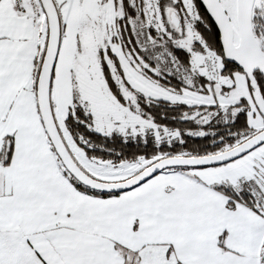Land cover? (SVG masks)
I'll use <instances>...</instances> for the list:
<instances>
[{
  "label": "snow or ice",
  "instance_id": "1",
  "mask_svg": "<svg viewBox=\"0 0 264 264\" xmlns=\"http://www.w3.org/2000/svg\"><path fill=\"white\" fill-rule=\"evenodd\" d=\"M0 264H264V0H0Z\"/></svg>",
  "mask_w": 264,
  "mask_h": 264
}]
</instances>
